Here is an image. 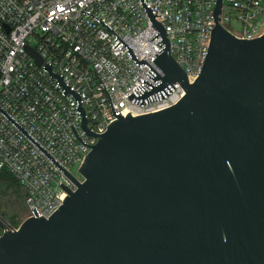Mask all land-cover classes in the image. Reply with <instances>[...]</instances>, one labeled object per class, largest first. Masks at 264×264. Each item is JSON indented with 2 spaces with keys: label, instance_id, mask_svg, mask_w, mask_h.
I'll return each mask as SVG.
<instances>
[{
  "label": "water",
  "instance_id": "water-1",
  "mask_svg": "<svg viewBox=\"0 0 264 264\" xmlns=\"http://www.w3.org/2000/svg\"><path fill=\"white\" fill-rule=\"evenodd\" d=\"M157 86L129 98L146 105L180 83L171 108L119 118L86 156L79 181L1 107L76 185L49 218L0 235V264H264V35L240 40L216 27L200 77L190 84L164 27ZM33 54V52L31 51ZM82 110V109H81ZM83 116L84 111L82 110ZM86 127V118L83 120ZM88 131V130H87ZM89 132V131H88Z\"/></svg>",
  "mask_w": 264,
  "mask_h": 264
},
{
  "label": "built area",
  "instance_id": "built-area-1",
  "mask_svg": "<svg viewBox=\"0 0 264 264\" xmlns=\"http://www.w3.org/2000/svg\"><path fill=\"white\" fill-rule=\"evenodd\" d=\"M171 44L190 84L201 75L216 27L217 0H144ZM219 24L240 40L264 35V0H222ZM140 0H0V107L69 174L82 167L119 118L157 113L186 91L176 83L166 98L130 100L144 83L157 86L154 60L165 46ZM33 52V54L31 53ZM86 118L87 131L83 120ZM22 187L28 218L49 219L76 185L0 112V174ZM19 227L7 226L3 233ZM2 233V234H3ZM1 234V235H2Z\"/></svg>",
  "mask_w": 264,
  "mask_h": 264
},
{
  "label": "rangeland",
  "instance_id": "rangeland-1",
  "mask_svg": "<svg viewBox=\"0 0 264 264\" xmlns=\"http://www.w3.org/2000/svg\"><path fill=\"white\" fill-rule=\"evenodd\" d=\"M73 173L77 178L83 180L77 167L73 169ZM0 178V201L3 204L0 215L4 218L3 226L0 229L1 235L9 225L20 226L27 219L28 210L23 187L8 173L2 174Z\"/></svg>",
  "mask_w": 264,
  "mask_h": 264
},
{
  "label": "flooded vegetation",
  "instance_id": "flooded-vegetation-1",
  "mask_svg": "<svg viewBox=\"0 0 264 264\" xmlns=\"http://www.w3.org/2000/svg\"><path fill=\"white\" fill-rule=\"evenodd\" d=\"M1 200V199H0ZM3 207V204L1 203V201H0V210H1V208ZM3 223H4V218L2 217V215H0V229H1V227L3 226Z\"/></svg>",
  "mask_w": 264,
  "mask_h": 264
},
{
  "label": "trees",
  "instance_id": "trees-1",
  "mask_svg": "<svg viewBox=\"0 0 264 264\" xmlns=\"http://www.w3.org/2000/svg\"><path fill=\"white\" fill-rule=\"evenodd\" d=\"M2 174H4V173H2ZM2 174H0V176L2 175ZM1 179V178H0ZM24 197H25V194H24ZM19 227V226H18Z\"/></svg>",
  "mask_w": 264,
  "mask_h": 264
}]
</instances>
